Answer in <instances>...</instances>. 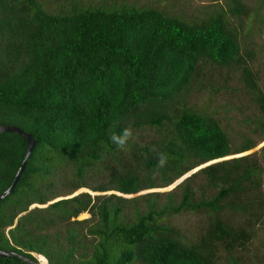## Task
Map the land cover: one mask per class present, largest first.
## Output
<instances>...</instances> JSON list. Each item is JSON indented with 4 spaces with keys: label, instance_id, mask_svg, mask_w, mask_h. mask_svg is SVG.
Listing matches in <instances>:
<instances>
[{
    "label": "trees",
    "instance_id": "trees-1",
    "mask_svg": "<svg viewBox=\"0 0 264 264\" xmlns=\"http://www.w3.org/2000/svg\"><path fill=\"white\" fill-rule=\"evenodd\" d=\"M244 12L238 1L229 9ZM252 58L220 12L187 20L151 7L71 2L51 13L36 0H0V126L34 140L0 200V251L13 253L0 264H215L220 250L244 248L264 220V144L228 158L256 142L232 141L187 98L205 66L237 70L262 141L264 91ZM129 121L134 134L156 136L118 149L110 132ZM25 151L23 136L0 132V193ZM157 152L168 155L163 168ZM202 164L173 191L134 195ZM184 212L204 217L193 241L167 223Z\"/></svg>",
    "mask_w": 264,
    "mask_h": 264
},
{
    "label": "rangeland",
    "instance_id": "rangeland-1",
    "mask_svg": "<svg viewBox=\"0 0 264 264\" xmlns=\"http://www.w3.org/2000/svg\"><path fill=\"white\" fill-rule=\"evenodd\" d=\"M43 8L49 12H57L69 8L71 2L80 5H102L108 6H135L151 7L164 13L178 16L187 20H199L211 13H223L230 26L236 30L238 42L241 50H250L253 58L249 62L250 68L257 77L259 88L264 91V0H36ZM234 1H238L245 8L244 13H229ZM188 102L199 111L213 115L218 119L228 137L236 142L241 135L251 137L255 146L247 152L238 155L257 152L264 139L260 141L261 133L253 132L255 127L256 111L251 105L248 91L239 82L237 70L215 69L207 65L203 72L199 74L196 82H192L188 96ZM156 133L151 130H142L134 134L130 142L144 143L154 138ZM196 169L185 173L172 184L161 188L144 189L134 195L146 192L167 193L175 188ZM97 167L101 169L98 164ZM102 170V169H101ZM104 173V172H102ZM96 178V177H95ZM90 179H94L91 177ZM177 182V183H176ZM196 182L201 183L200 179ZM176 183V185H174ZM105 194L113 193L111 191ZM206 191V194H210ZM261 193L264 194V169L262 171ZM130 197V196H124ZM161 201L165 200L161 196ZM126 217L132 218L130 210L125 211ZM88 214L83 213L76 217L82 219ZM167 223L173 226L183 238L193 241L204 226L202 214L189 212L180 213L176 216L168 217ZM255 231L249 243L242 249H237L231 253L222 250L218 252L215 264H264V220L255 225ZM6 234V232H5Z\"/></svg>",
    "mask_w": 264,
    "mask_h": 264
},
{
    "label": "water",
    "instance_id": "water-1",
    "mask_svg": "<svg viewBox=\"0 0 264 264\" xmlns=\"http://www.w3.org/2000/svg\"><path fill=\"white\" fill-rule=\"evenodd\" d=\"M0 132L1 133H3V132H7V133H17V134L23 136L25 138V141H26V151H25L24 157L21 160L20 165L17 168V170H16V172H15V174H14V176H13V178H12L10 184H9V186L3 192L0 193V200H1L2 198H4L5 196H7L12 191L15 183L17 182V180L19 178V175H20V173L22 172V170L24 168L25 161L28 159V157H29V155L31 153V150L33 149L34 140L31 138V136L29 134H26V133L22 132V130H20L19 128L14 127V126H0ZM176 183L174 185H176ZM81 191L88 192L87 190H81ZM78 192H80V191H78ZM90 194L93 195L95 193H90ZM12 254L13 253H10V252L0 251V256L1 257H10V256H12ZM30 255L33 257V254L32 253ZM36 256L42 257L41 255H38V254H36ZM18 257L21 258L22 260H26L25 258H23L21 256H18ZM26 261L28 262V264H40L38 262V260H36V258H34V261H30V260H26ZM44 262L46 264V260L45 259H44Z\"/></svg>",
    "mask_w": 264,
    "mask_h": 264
},
{
    "label": "clouds",
    "instance_id": "clouds-1",
    "mask_svg": "<svg viewBox=\"0 0 264 264\" xmlns=\"http://www.w3.org/2000/svg\"><path fill=\"white\" fill-rule=\"evenodd\" d=\"M134 129L132 122L129 121L126 125L121 127L119 131H111L109 135V139L113 145H115L118 149L124 150L129 142L133 139ZM157 165L160 168L166 166L168 162V155L164 152L156 153Z\"/></svg>",
    "mask_w": 264,
    "mask_h": 264
}]
</instances>
